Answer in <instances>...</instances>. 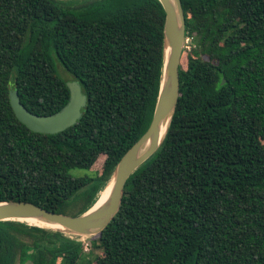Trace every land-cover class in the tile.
I'll return each instance as SVG.
<instances>
[{"label": "trees", "instance_id": "16d2710c", "mask_svg": "<svg viewBox=\"0 0 264 264\" xmlns=\"http://www.w3.org/2000/svg\"><path fill=\"white\" fill-rule=\"evenodd\" d=\"M69 1L0 0V202L78 216L150 127L166 12L159 0ZM182 2L193 49L182 56L178 106L118 214L89 251L61 232L2 221L0 264H264V0ZM58 63L87 105L74 126L37 133L17 118L11 92L36 115L61 111L71 93Z\"/></svg>", "mask_w": 264, "mask_h": 264}, {"label": "water", "instance_id": "95a60500", "mask_svg": "<svg viewBox=\"0 0 264 264\" xmlns=\"http://www.w3.org/2000/svg\"><path fill=\"white\" fill-rule=\"evenodd\" d=\"M166 12L164 28V68L161 90L152 122L147 132L124 155L117 164L110 179L112 190L108 200L99 208H90L78 216L49 211L26 201L0 202V222L18 221L28 224L36 220L44 224L59 226L50 229L68 237L91 238L100 234L118 214L125 194L126 183L163 143L180 97V67L186 43V16L182 0H159ZM224 79L222 84H225ZM71 96L69 103L59 112L39 116L29 111L18 97V91L11 92V105L20 122L30 130L41 134H56L74 126L82 117L87 98L77 81L68 82ZM25 264H34L28 260Z\"/></svg>", "mask_w": 264, "mask_h": 264}, {"label": "bare ground", "instance_id": "6f19581e", "mask_svg": "<svg viewBox=\"0 0 264 264\" xmlns=\"http://www.w3.org/2000/svg\"><path fill=\"white\" fill-rule=\"evenodd\" d=\"M111 190H112V184L109 183L100 191L95 204L92 206L93 210L99 208L108 200L110 193H111ZM24 222H27L28 224H31V225H38V226H42V227L59 228V226L44 224V223L36 221V220H27ZM73 239H75V240L82 239L83 240V239H85V237H74Z\"/></svg>", "mask_w": 264, "mask_h": 264}, {"label": "rangeland", "instance_id": "374dc122", "mask_svg": "<svg viewBox=\"0 0 264 264\" xmlns=\"http://www.w3.org/2000/svg\"><path fill=\"white\" fill-rule=\"evenodd\" d=\"M62 1H65V2H68L69 0H62ZM72 2H76L78 0H71ZM69 1V2H71ZM193 49V44H192V39H189L188 41H186L185 43V49H184V52L187 51V52H190L191 50ZM63 69V73L61 72V70ZM61 69V70H60ZM58 70H59V74L62 78H64L65 80H67L68 82H71L73 81V76L71 74H69L61 64L58 63ZM93 173H95V171H92ZM72 175L74 176H83V175H87V174H90L89 171H86V170H81V169H74L71 171ZM97 236V235H96ZM96 236H92L91 240H93ZM71 239H73L74 237H69ZM82 239H79L77 241H80ZM84 240V239H83Z\"/></svg>", "mask_w": 264, "mask_h": 264}, {"label": "built area", "instance_id": "2783aa9c", "mask_svg": "<svg viewBox=\"0 0 264 264\" xmlns=\"http://www.w3.org/2000/svg\"><path fill=\"white\" fill-rule=\"evenodd\" d=\"M189 39H186L188 41ZM80 242L85 244V251H89L90 248V243H89V238H85L84 240H80Z\"/></svg>", "mask_w": 264, "mask_h": 264}]
</instances>
